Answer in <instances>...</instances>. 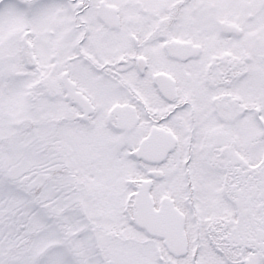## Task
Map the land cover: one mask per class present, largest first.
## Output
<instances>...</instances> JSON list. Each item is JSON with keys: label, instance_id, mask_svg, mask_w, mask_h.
Returning <instances> with one entry per match:
<instances>
[{"label": "snow or ice", "instance_id": "snow-or-ice-1", "mask_svg": "<svg viewBox=\"0 0 264 264\" xmlns=\"http://www.w3.org/2000/svg\"><path fill=\"white\" fill-rule=\"evenodd\" d=\"M0 264H264V0H0Z\"/></svg>", "mask_w": 264, "mask_h": 264}]
</instances>
